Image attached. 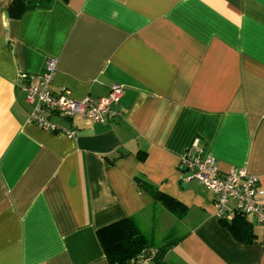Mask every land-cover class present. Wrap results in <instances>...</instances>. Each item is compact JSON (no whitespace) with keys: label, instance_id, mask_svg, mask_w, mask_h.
<instances>
[{"label":"crops","instance_id":"1","mask_svg":"<svg viewBox=\"0 0 264 264\" xmlns=\"http://www.w3.org/2000/svg\"><path fill=\"white\" fill-rule=\"evenodd\" d=\"M9 2L0 0V264H112L99 233L109 240L126 219L153 255L171 242L167 264H264V223L248 216L257 239H237L214 194L178 170L196 140L221 171L245 169L264 191V0H52L19 18ZM51 58L55 93L98 98L117 83L120 114L96 124L52 116L72 137L31 123L21 75L43 74Z\"/></svg>","mask_w":264,"mask_h":264},{"label":"built area","instance_id":"2","mask_svg":"<svg viewBox=\"0 0 264 264\" xmlns=\"http://www.w3.org/2000/svg\"><path fill=\"white\" fill-rule=\"evenodd\" d=\"M56 72L55 59L46 61L43 74H22L20 88L32 104L29 121L50 132H62L75 136L76 128H65L51 121L52 116L74 120L81 118L86 124L105 123L119 111L113 105L122 95L123 87L114 83L106 96L76 98L61 87L57 93L52 89ZM179 177L184 182L198 181L214 194L217 216L230 218L235 214L251 216L256 223H264V191L260 188L258 176L242 168L221 171L217 159L198 146L195 140L179 164ZM153 253L143 251L133 259L134 264H150Z\"/></svg>","mask_w":264,"mask_h":264},{"label":"trees","instance_id":"3","mask_svg":"<svg viewBox=\"0 0 264 264\" xmlns=\"http://www.w3.org/2000/svg\"><path fill=\"white\" fill-rule=\"evenodd\" d=\"M52 0H10L7 5L8 14L12 18H19L25 11L37 7H45L51 4ZM148 190L155 201L162 203L170 211L182 217L184 207L176 200L167 194L150 186H144ZM223 226L227 227L231 233L239 240L245 243H252L256 241V233L254 230V223L242 214H235L230 218L221 219ZM110 227V226H109ZM113 232L109 240H105L102 232L103 244L105 245L107 254L112 264H134L133 259L143 251L150 252L148 243L143 234L132 219H126L115 223L111 226ZM165 243L157 249L153 258L157 264H167L164 260V255L167 246Z\"/></svg>","mask_w":264,"mask_h":264},{"label":"rangeland","instance_id":"4","mask_svg":"<svg viewBox=\"0 0 264 264\" xmlns=\"http://www.w3.org/2000/svg\"><path fill=\"white\" fill-rule=\"evenodd\" d=\"M156 235H158V234H156ZM145 236H146L148 239L150 238V234L145 233ZM157 237H158V236H156V239H157ZM154 243H155V245H157V240H155Z\"/></svg>","mask_w":264,"mask_h":264}]
</instances>
